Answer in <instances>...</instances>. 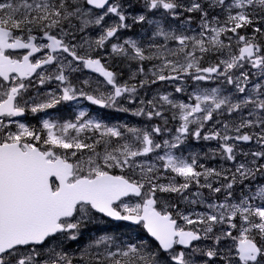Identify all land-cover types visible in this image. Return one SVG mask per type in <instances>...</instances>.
Masks as SVG:
<instances>
[{
	"label": "snow or ice",
	"instance_id": "obj_1",
	"mask_svg": "<svg viewBox=\"0 0 264 264\" xmlns=\"http://www.w3.org/2000/svg\"><path fill=\"white\" fill-rule=\"evenodd\" d=\"M127 7L0 0V264H264V0H142L137 15ZM156 12L161 19H149ZM169 17L178 28L166 30ZM197 17L198 31L185 27ZM129 19L153 27L146 46L112 43ZM109 45L136 65L123 83L104 62ZM85 71L103 79H82ZM159 83L187 99L157 93L134 110L120 105ZM80 100L146 123L85 111L39 128L14 119ZM189 138L216 147L185 156ZM105 218L142 227L154 243L105 234L78 256L64 250Z\"/></svg>",
	"mask_w": 264,
	"mask_h": 264
},
{
	"label": "rangeland",
	"instance_id": "obj_2",
	"mask_svg": "<svg viewBox=\"0 0 264 264\" xmlns=\"http://www.w3.org/2000/svg\"><path fill=\"white\" fill-rule=\"evenodd\" d=\"M126 3L129 5V7H127L126 11L130 15H137V14H140L143 12V9L140 7V4H138L136 2L133 3V1H128V0H126ZM130 9H131V11H130ZM153 14H158V16L156 17V15H155V17L153 19L152 18H149V19H152L153 21H157V20L161 19L159 12H156ZM150 15H152V14H150ZM169 19H170L169 26L173 29L178 28L180 21L179 20H172L170 17H169ZM128 23L129 24L132 23L131 19L128 20ZM198 23H199V19L197 17L196 19H194L192 21V23L190 25H185V27H190L191 29L198 31L199 30L198 29ZM148 26H149L148 30H150L148 40H150V37L152 36V32L154 31V29L152 26H150V25H148ZM148 30H146V31H148ZM166 30H168L167 26H166ZM121 33H122L123 38L114 39V40H112V43L122 42L124 39H128V38L135 39L137 41H139V39H140V37H138V35H137V32L132 34V27L130 29L122 30ZM90 34L93 37H95L97 35L96 31H92ZM188 34H193V33L189 32ZM156 39L158 41L162 40V38H160V37H157ZM110 52H111V45H109L108 48L105 49V51H104V55H105V61L104 62L107 64L109 69H113L117 72L118 81L120 83H123L125 80L129 79V76L135 70L136 65L131 64L127 61H124L121 57H115L113 55H109ZM211 59L212 58L206 59L205 66H207V63L211 62ZM150 66L151 65L146 62L145 68L147 69ZM74 75L75 76H81V74H79V73L74 74ZM81 78L82 79L86 78V79L93 80V81H95L96 79H99L98 77L87 74L86 72L83 73ZM130 82L138 83V80L137 81H130ZM157 86L158 85H155V87H147L143 92H142V89H139L138 95L136 96L134 103H129L127 98H124V99L120 100V105H123L124 107H127L129 109L134 110L135 108H137L139 106V101H140L141 97H143L145 99H151L157 93H172V97L178 101L187 99L186 95H184V94L175 93V91H171V90L168 92L166 90L161 91ZM205 86L211 88V87H216L217 84L214 82H207L205 84ZM49 87H52V85H50ZM171 87L174 89L173 86H171ZM39 91L41 93H43V92L47 91V89L44 88V89H40ZM32 94H35V93L33 92ZM62 105L66 106L68 109V112H69L68 114L71 117L68 120H74L75 116L80 111H85L86 113L90 114L91 118H93V119L100 118L104 122L109 123V124L125 123V124H128L130 126L143 127L146 123V121L143 117L134 116L131 114V111L130 112L119 111L118 110L119 106H117V108H107V110L109 112H110V110H113L111 113H109V115H112V118L109 119V117H107L106 114H104V116L106 117V118H104L103 114H96L95 112L91 113L89 111L88 106L85 103V100H80L79 102H72L70 105L69 104H62ZM58 106H56L55 108H52V109L45 110L44 112H39L35 115H33L29 112V113H27L29 119L26 117L24 120L20 119L19 121L22 123H25L28 126H35V127L39 128L43 119H49V120L60 121V122L67 120V119L60 120L58 115L55 117L57 112H54V111L58 108ZM124 113H125L124 117L122 119H120L119 116L124 114ZM115 114H118V119H113V118H116ZM107 118L109 120H107ZM152 123H157V121H153ZM176 126H177L176 122L170 120L168 127L172 128L173 132H174V129ZM12 130H15L14 126H13ZM163 138H169V137H167V136L158 137L157 139L160 140ZM215 147H216L215 141L205 142V141L201 140V141L197 142V141L189 138L188 141L186 142V144L184 146H182L180 152H182L185 156H188L191 153H199L200 156L203 157L204 154L206 152H208L210 148H215ZM175 154H180V153L176 152ZM211 162H218V163L213 164L211 166H218L220 164L219 159H215V160L211 159ZM201 163H203V159H201ZM261 182H264V181H261ZM236 195L239 196V189H237ZM132 202H135V199H133ZM178 207L184 208L185 205L181 203L178 205ZM101 223H102L101 220L95 221L93 223L88 224L86 227L82 228L80 234H78V236H77V240L66 241L64 244V249L67 248V246L72 245L74 248H77L79 250V254H80L81 249H85L96 238H98L101 235L106 234V229L103 228V225ZM110 233L111 232H109V235H111ZM118 237H119V234L115 238L117 243L119 241ZM120 242H122V241L120 240ZM69 254H72V253H69ZM72 255H74V254H72ZM78 255H75V256H78Z\"/></svg>",
	"mask_w": 264,
	"mask_h": 264
},
{
	"label": "flooded vegetation",
	"instance_id": "obj_3",
	"mask_svg": "<svg viewBox=\"0 0 264 264\" xmlns=\"http://www.w3.org/2000/svg\"><path fill=\"white\" fill-rule=\"evenodd\" d=\"M140 3H142V0H140ZM155 15H156V17L158 16V14H154V16L149 15V18H152L153 19L155 17ZM169 24H170V19L168 18L167 25L166 26H169ZM92 108H94V110H95V107H92ZM62 109H64V105H59L58 108H57V111L59 113V119L60 120H62V118L64 117V112H63L64 110H62ZM25 116L29 119L27 113L25 114Z\"/></svg>",
	"mask_w": 264,
	"mask_h": 264
},
{
	"label": "trees",
	"instance_id": "obj_4",
	"mask_svg": "<svg viewBox=\"0 0 264 264\" xmlns=\"http://www.w3.org/2000/svg\"><path fill=\"white\" fill-rule=\"evenodd\" d=\"M122 228H120V227H118V228H116L115 229V231L117 232V231H119V230H121ZM150 242V241H149ZM152 243V242H151Z\"/></svg>",
	"mask_w": 264,
	"mask_h": 264
},
{
	"label": "water",
	"instance_id": "obj_5",
	"mask_svg": "<svg viewBox=\"0 0 264 264\" xmlns=\"http://www.w3.org/2000/svg\"><path fill=\"white\" fill-rule=\"evenodd\" d=\"M88 72V71H87ZM93 74H95V73H93ZM96 75H98V74H96ZM127 223H130V222H127ZM131 224V223H130Z\"/></svg>",
	"mask_w": 264,
	"mask_h": 264
},
{
	"label": "bare ground",
	"instance_id": "obj_6",
	"mask_svg": "<svg viewBox=\"0 0 264 264\" xmlns=\"http://www.w3.org/2000/svg\"><path fill=\"white\" fill-rule=\"evenodd\" d=\"M152 16H154V14H152Z\"/></svg>",
	"mask_w": 264,
	"mask_h": 264
}]
</instances>
